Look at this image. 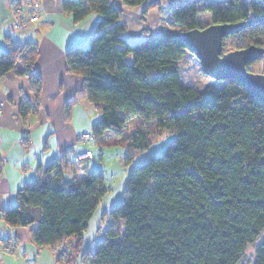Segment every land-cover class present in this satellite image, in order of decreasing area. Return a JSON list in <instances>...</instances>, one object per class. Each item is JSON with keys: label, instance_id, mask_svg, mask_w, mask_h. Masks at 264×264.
Listing matches in <instances>:
<instances>
[{"label": "trees", "instance_id": "1", "mask_svg": "<svg viewBox=\"0 0 264 264\" xmlns=\"http://www.w3.org/2000/svg\"><path fill=\"white\" fill-rule=\"evenodd\" d=\"M120 1L137 7L147 0ZM62 9L74 22L98 15L88 45L65 53L66 71L83 78L81 90L64 103L65 117L76 99L91 103L99 111L92 137L128 134L127 159L151 142L142 129L128 130L129 116L175 138L159 155L131 166L122 199L110 210L114 223L93 251L83 246L82 231L106 187L86 159L62 155L46 165L16 190L15 203L0 208V219L28 227L30 242L50 247L56 264H239L250 244L251 264H264V104L234 79L219 89L185 82L186 55L201 70L190 47L158 27L127 40L122 9L109 0H63ZM168 11L180 30L251 19L244 29L252 28L249 45L264 47L262 0H192ZM37 55L33 41H9L0 51V78L9 71L28 76L33 102L20 100L22 119L38 105Z\"/></svg>", "mask_w": 264, "mask_h": 264}, {"label": "crops", "instance_id": "2", "mask_svg": "<svg viewBox=\"0 0 264 264\" xmlns=\"http://www.w3.org/2000/svg\"><path fill=\"white\" fill-rule=\"evenodd\" d=\"M39 1V19L24 31H15L6 23L8 0H0V51L7 49L9 41L36 42L38 55L33 71L41 79L37 109L22 119L18 113L20 100L33 102L28 76L9 71L0 78V208L15 203L16 190L36 180L52 161L62 155L73 157L75 153L90 150V142H79L78 136L88 132L97 119L89 112L90 103L83 98L72 103L68 118L64 103L80 91L83 84L80 75L66 71L65 53L73 47L88 45L98 15L90 13L74 22L71 15L63 11V0ZM109 1L121 7V21L126 24V30L129 21L136 24L138 35L150 26L149 17L150 22L136 19L141 5L127 7L120 0ZM167 2L184 3L181 0ZM154 10L157 9H150L151 18H155ZM0 238L10 247L2 254L0 264H56L50 247H36L30 242L28 227H10L0 219ZM73 264H79L78 260Z\"/></svg>", "mask_w": 264, "mask_h": 264}, {"label": "rangeland", "instance_id": "3", "mask_svg": "<svg viewBox=\"0 0 264 264\" xmlns=\"http://www.w3.org/2000/svg\"><path fill=\"white\" fill-rule=\"evenodd\" d=\"M167 1L170 0H147L141 5L139 9L140 14L136 19L145 21V19L149 17L151 19V22L150 19H147L148 22H150L149 27L154 28L155 31L158 30L156 27L173 32L179 31L183 27L170 23L168 11L169 7L176 6V4L173 2L171 4ZM182 1L185 3L192 0H181V2ZM195 1L196 4L201 5L204 4L206 0ZM151 8L157 9L154 10L155 18H151ZM260 26L259 28L264 30V24H261ZM136 30V24L129 21L128 29L125 33L126 39L135 42L144 37L142 33H139L138 35V31L136 32ZM250 30H252V28L238 33L234 39L230 36H226L224 40L225 48L223 50H226V48L228 50L232 48H241L249 45L250 41L247 40V35ZM243 36H245V38ZM242 41L244 42L242 43ZM128 60H130V57ZM181 62L184 63L182 64L181 78L195 88L203 89L207 86H212L215 89H219L224 85L225 82L223 80H215L204 75L199 68L198 62L193 56L186 55ZM248 66L252 71L264 72V55L248 64ZM89 108L91 110L89 112L93 114L95 118H98L96 116H99V111L93 109L91 103L89 104ZM127 125L128 130L142 129L145 131L149 135L151 141L149 146L140 151L133 152L129 155L130 159H127L129 152V135L126 133L115 135L108 131L99 138L93 136V141L89 144V149L93 156L91 155L92 157L81 158L88 159L87 164L90 168L102 172L103 183L106 187V193L103 195L94 212L90 216L86 228L82 231L83 246L88 247L91 251H93L98 242L105 237V229L107 226L114 223L112 222L113 219L110 215V210L122 199L131 166L146 160L151 154L159 155L166 144L175 138L174 134H168L167 132L157 133V130H155V126L152 123H142L134 116H129L127 118ZM88 132L91 133L90 130ZM117 224H119V222ZM254 247L255 244H250L246 248L239 264H251Z\"/></svg>", "mask_w": 264, "mask_h": 264}, {"label": "water", "instance_id": "4", "mask_svg": "<svg viewBox=\"0 0 264 264\" xmlns=\"http://www.w3.org/2000/svg\"><path fill=\"white\" fill-rule=\"evenodd\" d=\"M251 23V19L213 23L202 29H182L176 32V37L185 42L199 59L204 75L215 80L234 79L264 104V72L247 69L248 62L264 55V47L250 44L229 51L222 49L223 38L239 33Z\"/></svg>", "mask_w": 264, "mask_h": 264}, {"label": "built area", "instance_id": "5", "mask_svg": "<svg viewBox=\"0 0 264 264\" xmlns=\"http://www.w3.org/2000/svg\"><path fill=\"white\" fill-rule=\"evenodd\" d=\"M9 12L6 18L7 25L15 31H24L30 24L39 19L38 11L40 8L39 0H8ZM79 142L93 141L92 135L89 132H81L78 136ZM90 150L84 153H75V159L90 157ZM8 246L0 238V257L8 250Z\"/></svg>", "mask_w": 264, "mask_h": 264}, {"label": "bare ground", "instance_id": "6", "mask_svg": "<svg viewBox=\"0 0 264 264\" xmlns=\"http://www.w3.org/2000/svg\"><path fill=\"white\" fill-rule=\"evenodd\" d=\"M174 2L177 3L176 1H174ZM240 32H241V31H240ZM240 32H239V33H240ZM237 34H238V33H237ZM234 35H236V34H234ZM229 36H230V35H229Z\"/></svg>", "mask_w": 264, "mask_h": 264}]
</instances>
